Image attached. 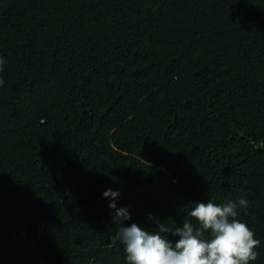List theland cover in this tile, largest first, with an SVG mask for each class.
Instances as JSON below:
<instances>
[{"label": "trees", "instance_id": "16d2710c", "mask_svg": "<svg viewBox=\"0 0 264 264\" xmlns=\"http://www.w3.org/2000/svg\"><path fill=\"white\" fill-rule=\"evenodd\" d=\"M0 59V264H127L108 189L149 232L243 198L264 264V0H0Z\"/></svg>", "mask_w": 264, "mask_h": 264}, {"label": "clouds", "instance_id": "9594fccd", "mask_svg": "<svg viewBox=\"0 0 264 264\" xmlns=\"http://www.w3.org/2000/svg\"><path fill=\"white\" fill-rule=\"evenodd\" d=\"M3 64L0 59V71ZM3 83L0 79V85ZM103 196L113 198L109 208L115 210L112 221L117 230L111 242L124 246L127 264H249L257 260L260 241L246 223L237 219L238 207H248L243 198L219 205L210 200L195 203L188 215L197 223L184 220L175 228L149 214L148 219L155 220L158 229L149 232L134 222L125 226L131 216L127 207L117 208L119 191L108 189ZM169 234L178 239L170 240Z\"/></svg>", "mask_w": 264, "mask_h": 264}]
</instances>
